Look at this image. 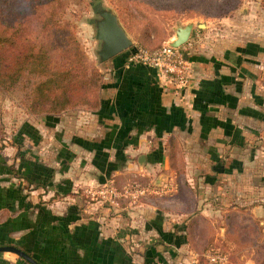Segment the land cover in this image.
Instances as JSON below:
<instances>
[{
    "label": "crops",
    "instance_id": "crops-1",
    "mask_svg": "<svg viewBox=\"0 0 264 264\" xmlns=\"http://www.w3.org/2000/svg\"><path fill=\"white\" fill-rule=\"evenodd\" d=\"M206 28L200 49L189 55L191 77L185 85L153 67L127 66V53L121 54L108 61L100 109L80 115L81 127L75 123L72 130L62 117L50 119L47 126L58 123L61 133L45 152L49 177L32 180L29 191L0 177V245H15L40 264H154L158 257L164 262L157 244L141 246L133 239L145 231L167 246L178 244L175 226L153 219L164 205L158 210L141 200L136 206L87 205L76 191L105 180L119 188L116 182L125 176L146 178L158 169L173 171V177L159 174L155 184L161 191L166 181V192L175 194L177 185L190 186L191 209V201L200 202L195 207L210 216L257 203L252 211L264 215V42L259 35L240 39ZM172 150L182 155L179 165L170 161ZM62 163L68 165L59 169ZM97 170L105 171L104 178L94 175ZM175 200L185 207L186 199ZM185 211L172 215L179 218ZM166 234L170 239L163 240ZM20 259L0 253V264H21Z\"/></svg>",
    "mask_w": 264,
    "mask_h": 264
},
{
    "label": "rangeland",
    "instance_id": "rangeland-1",
    "mask_svg": "<svg viewBox=\"0 0 264 264\" xmlns=\"http://www.w3.org/2000/svg\"><path fill=\"white\" fill-rule=\"evenodd\" d=\"M145 1L147 0H129L133 7L131 9L136 16L135 21H131L130 18L120 14L112 0H69L67 2L64 19L72 24V30L84 55L85 63L90 68L101 71L104 74V79L109 60L98 62L95 54L98 41L94 37L95 30L93 27L95 12L99 6L109 8L117 15L122 28L133 42L126 51L135 47L157 46L165 40L168 42L174 36V30L178 25L184 26L188 23L194 25L190 39L185 43V47L188 49V58L195 49H200L202 45L200 40L209 29L206 28L207 25L213 28L217 27L218 33L224 30L227 37L238 36L240 39H245L259 35L261 41L264 42V0H242L240 6L229 14L215 12L219 0H159L163 3H175L178 11L173 13L163 10L162 8H166L163 7L164 5L156 6L154 4V7H148L143 3ZM28 77L30 78L28 82L25 79V81H18L11 87L7 85L0 87V128L4 140L3 143H0V177L4 178L2 181H9L10 187L16 190L23 187L27 191L34 184L32 180L39 181L49 177L51 171L43 164L44 157H47L45 152L53 148L51 141L57 140V134L61 133L58 123L54 127L47 126V123L53 122L50 119L55 117L43 116L36 112L37 100L34 99L33 92L35 79L32 80V76ZM87 109V106L77 105L58 117L65 119L66 125L73 130L78 125L79 127L82 126L81 121L83 120H81L80 115L93 113ZM56 129L58 130L55 131ZM34 155L37 156V162H34ZM180 155L176 154L175 159L172 158L170 161L174 165H179L182 162V155ZM185 156V163L187 164V154ZM176 158L179 159L178 163ZM34 164H38L37 167H34ZM66 164L62 163L59 169L62 165L66 167ZM138 169L134 172L138 173L139 171L141 173ZM14 170L29 178L31 183L26 179L16 177ZM93 172H95V176L102 175L104 178L105 171L97 170ZM107 172L111 174L113 171L109 170ZM162 172L166 175L164 178L173 177V171L164 172L158 169L151 171L149 177L145 176L146 178H144L137 174L138 177L132 179H138L144 185L149 182L155 184L156 179ZM4 175L5 177H3ZM95 178L99 181L98 177ZM132 179L125 176L119 180L120 182H116L117 186L121 188ZM106 182L108 180L99 181V183L93 182L76 191L82 192L83 198L89 205L98 200L85 197L86 191L88 189L94 190ZM168 182H165L167 189L170 187ZM155 185L159 188L161 186L159 182L158 184L156 182ZM189 194L188 187H182L179 194H175L171 190L168 192L164 190L161 195L143 196L132 203V206H136L134 204L141 200L151 206H156L157 210L160 209L158 206L164 205V210L171 213L158 210L153 219L158 216L157 220L165 222L166 228L169 225L170 227L175 226L174 232L178 241V244L174 245L175 247L167 246L161 238L158 240L156 237L157 240H155L152 234L145 231L134 233L135 237L133 239L138 245L157 244V249L165 253V263L158 257L154 264H200V261L205 262L207 253L212 254L214 252H221L222 256L226 257V264H264V215L252 211L253 206L257 203L249 204L243 210L230 207L225 209L224 212L223 210L216 211L209 216L204 214L203 207L198 209L199 206L201 207L200 202L194 205V202L191 201L192 204H190L194 207L192 206L193 209L188 207ZM30 195H32V192H30ZM57 195L61 197L60 194ZM178 195L182 199H186L185 207H181L182 210L186 211L184 215L180 213L182 216L179 218L172 215L173 212L181 210L177 207V200H175ZM57 205L58 203L55 206ZM213 206L223 205L213 203ZM68 208L71 209L72 205H68ZM106 213L108 214L107 211ZM142 225L144 226L145 223L143 224L141 221L140 228H142ZM150 225L153 224L150 223ZM184 229H188V232L187 230L184 232ZM166 236L167 238L165 237L163 240L170 239V235L166 234ZM130 243L133 244L132 241ZM136 251L137 248L135 247ZM20 261L21 264H28L21 259Z\"/></svg>",
    "mask_w": 264,
    "mask_h": 264
},
{
    "label": "trees",
    "instance_id": "trees-1",
    "mask_svg": "<svg viewBox=\"0 0 264 264\" xmlns=\"http://www.w3.org/2000/svg\"><path fill=\"white\" fill-rule=\"evenodd\" d=\"M68 1L0 0V87L6 85L11 87L25 79L28 82L30 80L28 76H32V80L35 79L33 92L34 99L37 100L36 112L48 117H58L77 105L87 106V110L93 113L101 106L100 94L104 74L85 63L72 24L64 19V10ZM155 1L147 0L143 3L151 8L154 4L164 5L163 7L166 8L162 9L167 12L178 11L175 3ZM112 2L117 6L120 14L135 21L136 16L129 0H112ZM218 2L215 12L229 14L240 6L242 0ZM165 42L166 40L157 46H142V48L156 50ZM129 51L131 50L121 54H128ZM1 134L0 128V143H3ZM170 144L173 147L172 138ZM174 157L175 152L172 150L170 159ZM14 174L18 178L28 180L16 170ZM136 181L139 180L132 179L126 184ZM182 187L190 188L185 182L180 186L177 185L180 192ZM188 229L184 230L188 232ZM208 254L210 253L205 255L207 261H200V264H226V261L210 262ZM213 254L223 255L221 252Z\"/></svg>",
    "mask_w": 264,
    "mask_h": 264
},
{
    "label": "built area",
    "instance_id": "built-area-1",
    "mask_svg": "<svg viewBox=\"0 0 264 264\" xmlns=\"http://www.w3.org/2000/svg\"><path fill=\"white\" fill-rule=\"evenodd\" d=\"M182 45L172 47L165 42L159 49L147 50L141 47H135L127 54L125 65H145L156 68L160 73L169 77L178 85H185L191 77V64L187 57L188 49ZM152 182L142 184L136 181L132 184H124L118 189L115 184L106 182L96 189H88L85 195L92 200H98L101 204L109 207H119L121 203H134L137 199L147 195H161L166 186L161 191ZM210 262L225 260L224 256L210 254L207 256Z\"/></svg>",
    "mask_w": 264,
    "mask_h": 264
},
{
    "label": "water",
    "instance_id": "water-1",
    "mask_svg": "<svg viewBox=\"0 0 264 264\" xmlns=\"http://www.w3.org/2000/svg\"><path fill=\"white\" fill-rule=\"evenodd\" d=\"M93 27L95 30L94 37L98 41V48L95 54L99 63L125 52L133 43L122 28L117 15L109 8L98 7L93 19ZM193 28L194 25L192 23L184 26L178 25L174 30V36L168 41V44L172 47L184 45L190 39ZM141 159H144L143 155H141ZM2 252L14 253L28 264H40L25 250L12 244L0 245V253Z\"/></svg>",
    "mask_w": 264,
    "mask_h": 264
}]
</instances>
